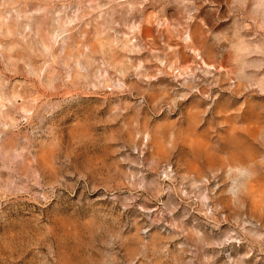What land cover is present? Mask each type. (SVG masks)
Returning a JSON list of instances; mask_svg holds the SVG:
<instances>
[{
	"label": "rangeland",
	"instance_id": "374dc122",
	"mask_svg": "<svg viewBox=\"0 0 264 264\" xmlns=\"http://www.w3.org/2000/svg\"><path fill=\"white\" fill-rule=\"evenodd\" d=\"M0 264H264V0H0Z\"/></svg>",
	"mask_w": 264,
	"mask_h": 264
}]
</instances>
